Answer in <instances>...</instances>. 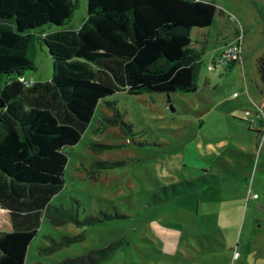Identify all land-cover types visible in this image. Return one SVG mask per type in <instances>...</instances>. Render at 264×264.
<instances>
[{
    "label": "rangeland",
    "instance_id": "374dc122",
    "mask_svg": "<svg viewBox=\"0 0 264 264\" xmlns=\"http://www.w3.org/2000/svg\"><path fill=\"white\" fill-rule=\"evenodd\" d=\"M76 1L74 24L85 7ZM207 1L216 6L214 22L192 33L191 48L202 52L197 90L168 98L120 91L99 102L80 140L65 147V183L50 200L77 211L82 223L53 225L43 217L24 264H56L112 243L102 264H264V157L256 136L260 123L264 129V97L250 75L264 48L257 43L264 0ZM239 31L243 65L209 68ZM51 74L50 58L38 50L35 71L25 76L44 81ZM115 115L120 121L101 125ZM193 180L186 195L159 200L162 186ZM89 217L102 220L84 223ZM7 222L0 209V230ZM163 236L176 247L164 249ZM65 237L76 239L57 246Z\"/></svg>",
    "mask_w": 264,
    "mask_h": 264
},
{
    "label": "trees",
    "instance_id": "16d2710c",
    "mask_svg": "<svg viewBox=\"0 0 264 264\" xmlns=\"http://www.w3.org/2000/svg\"><path fill=\"white\" fill-rule=\"evenodd\" d=\"M83 1L84 15L74 24L76 0H0V209L8 218L0 230V264H24L43 217L53 225L82 223L77 211L50 200L65 183V147L80 140L101 100L120 91L168 98L198 88L202 52L190 47L192 33L214 22L213 2ZM38 50L52 62L48 80L25 76L35 71ZM117 120L103 117L101 125ZM196 186L197 180L164 185L159 200ZM115 245L56 264H102Z\"/></svg>",
    "mask_w": 264,
    "mask_h": 264
},
{
    "label": "built area",
    "instance_id": "2783aa9c",
    "mask_svg": "<svg viewBox=\"0 0 264 264\" xmlns=\"http://www.w3.org/2000/svg\"><path fill=\"white\" fill-rule=\"evenodd\" d=\"M242 33L241 31L236 32L234 40L228 44H225L220 52L212 59V63L209 68H215L217 65L218 68L224 69L231 64L242 62ZM233 96H236V93H233ZM253 196H257L253 194ZM239 256L237 251L233 252V258L236 259Z\"/></svg>",
    "mask_w": 264,
    "mask_h": 264
},
{
    "label": "flooded vegetation",
    "instance_id": "af4514ba",
    "mask_svg": "<svg viewBox=\"0 0 264 264\" xmlns=\"http://www.w3.org/2000/svg\"><path fill=\"white\" fill-rule=\"evenodd\" d=\"M263 39L264 36L257 42L258 46L264 44ZM243 63H244V57L242 52V62L240 63V65L242 66ZM250 75L255 88L259 91L260 95L264 97V48L260 52L259 56L255 59L254 64L250 65ZM261 126L262 125L260 123V127L256 132V136L261 146L262 157H264V129L261 128ZM263 182H264V174H263Z\"/></svg>",
    "mask_w": 264,
    "mask_h": 264
},
{
    "label": "crops",
    "instance_id": "0c3cea01",
    "mask_svg": "<svg viewBox=\"0 0 264 264\" xmlns=\"http://www.w3.org/2000/svg\"><path fill=\"white\" fill-rule=\"evenodd\" d=\"M79 21H80V18L78 19V21H77L76 24H79ZM235 34H236V33H235ZM234 37H235V35L233 36V38H232V40H231L230 42H232V41L234 40ZM228 43H229V42H228ZM190 47H191V45H190ZM166 238H167V237L163 236V240H164V242H166V245H163L164 249L167 247L168 249L171 250V249H173L174 247H176L175 244H171L168 240H166ZM174 239H175L176 241H178L177 238H176V236H174ZM232 258H233V256H232ZM238 259H239V256H238L236 259L233 258V260H238Z\"/></svg>",
    "mask_w": 264,
    "mask_h": 264
},
{
    "label": "water",
    "instance_id": "95a60500",
    "mask_svg": "<svg viewBox=\"0 0 264 264\" xmlns=\"http://www.w3.org/2000/svg\"><path fill=\"white\" fill-rule=\"evenodd\" d=\"M208 28V27H207Z\"/></svg>",
    "mask_w": 264,
    "mask_h": 264
}]
</instances>
